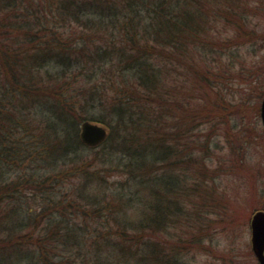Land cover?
<instances>
[{"label": "trees", "instance_id": "16d2710c", "mask_svg": "<svg viewBox=\"0 0 264 264\" xmlns=\"http://www.w3.org/2000/svg\"><path fill=\"white\" fill-rule=\"evenodd\" d=\"M247 4L248 0H0V234L5 236L0 235V264H87L80 250L83 232L77 231L78 220L87 214L103 220V228L113 220L119 237L114 243L122 241L120 251L132 260L157 264L159 249L142 241L144 233L170 230L173 214L168 210L174 211L176 201L168 194L179 197V181L159 175L158 167L169 170L171 156H176V164L180 155H192L187 148L180 150L183 136L177 133L185 132L182 121L166 125L167 76L176 71L175 62L193 69L198 65L196 53H209L205 50L213 37V22L231 19L239 27L247 23L246 8H241ZM101 85L113 92L103 91ZM98 106L107 112L92 113ZM86 120L109 129L108 140L99 147L109 149V158L102 162L106 171L125 172L131 178L127 187L110 192L105 173L87 172L92 165L77 151L84 147L80 126ZM29 159L35 169L13 178L14 166ZM60 161L69 167L71 179L80 170L84 181L66 194L46 195L48 185L52 192L53 184L70 179L56 171ZM50 164L54 171L46 176L43 167ZM25 187L43 201L35 214L49 219L34 249L28 248L26 239L31 237L23 232L33 223L38 228V219L28 209L17 213L1 202L6 193L7 199L20 198ZM50 208L56 210L46 215ZM180 212L178 207L174 215ZM50 214L62 218L53 220ZM169 254L166 248L158 264H168Z\"/></svg>", "mask_w": 264, "mask_h": 264}, {"label": "rangeland", "instance_id": "374dc122", "mask_svg": "<svg viewBox=\"0 0 264 264\" xmlns=\"http://www.w3.org/2000/svg\"><path fill=\"white\" fill-rule=\"evenodd\" d=\"M262 2L248 0L247 6H241L246 8L248 16V22L241 27L231 19L213 22V37L205 50L209 53L195 55L199 66L194 64L193 69H187L175 62L176 71L167 76L165 104L170 111L166 125L172 127L182 121L185 132L177 133L180 138L183 136L180 150L184 152L187 148L192 155H180L176 164L175 161L173 163L176 156H171L169 170L161 169L162 165L158 167L159 175L169 176L175 184L179 181L176 185L179 197H174L172 192L168 195L169 200L176 201L172 210L176 211L179 207L181 212L175 216L174 211L168 210V214H173L167 224L171 225L170 230L161 234L147 231L142 241L156 245L160 260L165 259L167 248L170 253L168 264H259L253 251L251 221L256 213L264 211V126L260 117L264 95ZM198 48L205 49L201 45ZM101 87L105 92H113L108 85ZM100 111L107 112L100 106L91 109L94 114H100ZM168 133H172L170 128ZM174 145L168 143V147L173 148ZM99 147L84 146L77 150L79 158L92 165L87 172L90 175L105 173V187L110 192L121 186L127 187L131 178L120 170L106 171L102 159L109 158V149ZM61 161L56 171L62 172L61 178L70 179H61L59 183L51 179L49 184L55 183L52 186L55 190L50 192L48 185L46 195L66 194L74 185L80 186L84 181L78 175L82 173L80 170L71 179L69 167ZM35 167L30 159L15 165L13 178L29 174ZM93 168L98 170L93 171ZM43 169L46 176L54 171L51 164ZM20 195V198L11 200L10 197L7 199L6 193L1 202L4 206L16 208L17 213L28 209L38 219V228H34L33 223L23 232L31 237V240L26 239L28 248L34 249L49 219L45 216L46 219L42 220L35 214L43 206L37 192L25 187ZM148 200L152 202V199ZM55 210L50 208L45 214ZM61 215L50 214L49 217L57 220L62 218ZM107 215L111 219L112 216ZM176 217L180 218V226L174 230ZM85 218L78 220L77 231L83 232L85 244L80 250L88 258L87 264H139L120 251L122 241L114 243L119 237L112 219L111 224L103 228L100 226L105 224L103 220L96 219L92 214H87ZM110 236L113 239H107ZM106 240L112 241L104 249ZM57 249L58 253L62 250ZM76 253L78 251L72 256Z\"/></svg>", "mask_w": 264, "mask_h": 264}, {"label": "water", "instance_id": "95a60500", "mask_svg": "<svg viewBox=\"0 0 264 264\" xmlns=\"http://www.w3.org/2000/svg\"><path fill=\"white\" fill-rule=\"evenodd\" d=\"M260 117L264 126V95L261 102ZM109 137V129L99 123L86 120L80 126V140L87 147H98ZM253 251L259 262L264 264V212L256 213L251 221Z\"/></svg>", "mask_w": 264, "mask_h": 264}]
</instances>
